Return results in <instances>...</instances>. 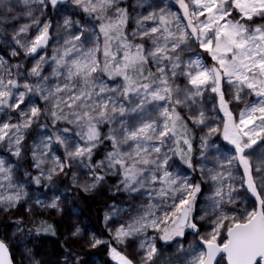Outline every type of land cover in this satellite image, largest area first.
Listing matches in <instances>:
<instances>
[{
    "label": "snow or ice",
    "instance_id": "6c2138e0",
    "mask_svg": "<svg viewBox=\"0 0 264 264\" xmlns=\"http://www.w3.org/2000/svg\"><path fill=\"white\" fill-rule=\"evenodd\" d=\"M0 36L17 232L55 236L44 217L70 193L107 191L108 238L73 222L59 264H80L69 242L116 264H264V0H0Z\"/></svg>",
    "mask_w": 264,
    "mask_h": 264
},
{
    "label": "rangeland",
    "instance_id": "374dc122",
    "mask_svg": "<svg viewBox=\"0 0 264 264\" xmlns=\"http://www.w3.org/2000/svg\"><path fill=\"white\" fill-rule=\"evenodd\" d=\"M127 3H135V0H126ZM4 37L0 36V56L5 58L9 55L8 46L4 43ZM47 70V69H46ZM212 139H217L213 137ZM226 143V142H224ZM104 145H101L100 151L102 152ZM0 155H5V150L0 148ZM197 159L196 155L193 156V161ZM195 175V174H194ZM109 182L116 183L115 178H109ZM72 199L64 206V213L60 216L52 215L49 217L45 215V219H52L53 222L61 224L60 236H53L50 234H39L35 232L25 235L24 232H17L15 229V220L9 218V214L0 213V239H4L9 245L15 264H32L33 260L40 261L41 264H59L63 256L64 239L67 235V229L73 222H78L82 230L87 231L89 234L95 233L98 236L108 238V233L104 226V211L105 202L112 203L113 195L119 194L109 193L107 191L101 193V200L99 204L100 220L95 223L90 219L83 208L81 207L82 197H92L87 193H70ZM119 203V199L116 201ZM20 214H23L20 212ZM50 235V237H48ZM52 236V237H51ZM190 237L185 239V247ZM73 251L78 252L81 256L80 264H116V261L109 255L108 249L103 245L97 248H85L81 245L72 244L69 242L67 245ZM30 250V253L29 251ZM167 252H173L174 248L167 249Z\"/></svg>",
    "mask_w": 264,
    "mask_h": 264
},
{
    "label": "trees",
    "instance_id": "16d2710c",
    "mask_svg": "<svg viewBox=\"0 0 264 264\" xmlns=\"http://www.w3.org/2000/svg\"><path fill=\"white\" fill-rule=\"evenodd\" d=\"M100 196L101 194L99 196H95L94 198L93 197H90V198L82 197L81 199V204H82L81 207L83 208V211L90 219H92L97 224L99 223V220H100V209H99V204L101 200ZM50 222L56 226V230H57L56 235L60 236L61 224L57 222H53L52 219H50ZM48 237H50V235H48Z\"/></svg>",
    "mask_w": 264,
    "mask_h": 264
},
{
    "label": "water",
    "instance_id": "95a60500",
    "mask_svg": "<svg viewBox=\"0 0 264 264\" xmlns=\"http://www.w3.org/2000/svg\"><path fill=\"white\" fill-rule=\"evenodd\" d=\"M10 254H11V251H10ZM11 258H12L13 264H15L12 254H11Z\"/></svg>",
    "mask_w": 264,
    "mask_h": 264
}]
</instances>
